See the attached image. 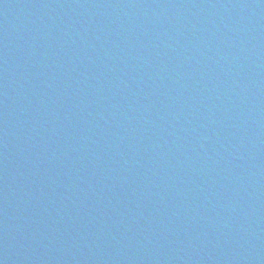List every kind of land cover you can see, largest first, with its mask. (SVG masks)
<instances>
[{"label": "water", "instance_id": "obj_1", "mask_svg": "<svg viewBox=\"0 0 264 264\" xmlns=\"http://www.w3.org/2000/svg\"><path fill=\"white\" fill-rule=\"evenodd\" d=\"M0 264H264V0H0Z\"/></svg>", "mask_w": 264, "mask_h": 264}]
</instances>
